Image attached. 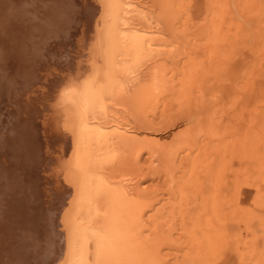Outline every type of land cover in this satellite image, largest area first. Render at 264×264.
<instances>
[{
	"label": "rangeland",
	"instance_id": "obj_1",
	"mask_svg": "<svg viewBox=\"0 0 264 264\" xmlns=\"http://www.w3.org/2000/svg\"><path fill=\"white\" fill-rule=\"evenodd\" d=\"M122 1L128 23L147 30L153 58L125 76L109 104L129 127L120 160L134 167L124 182L112 180L130 225L120 264H264V0ZM94 2L48 0L30 10L44 23L28 48L43 55L32 91L47 97L43 112L62 108L56 89L97 62L102 21ZM30 165L21 160L18 172L46 177ZM21 221L14 215L6 224L18 228L16 264H45V243L26 236Z\"/></svg>",
	"mask_w": 264,
	"mask_h": 264
},
{
	"label": "bare ground",
	"instance_id": "obj_2",
	"mask_svg": "<svg viewBox=\"0 0 264 264\" xmlns=\"http://www.w3.org/2000/svg\"><path fill=\"white\" fill-rule=\"evenodd\" d=\"M46 1L0 0V103L4 99L8 105L5 114L0 110V264L20 261L12 245L18 228L13 232L6 226L14 215L17 221L22 219L17 225L26 229V236L39 241L40 248L45 243V264H120L128 248L130 225L121 219V194L112 180L124 182L131 166L125 157L120 160L117 151L129 127L109 107L117 104L113 100L127 86L125 76L153 58L144 47L147 30L128 23L127 2L94 0L102 21L101 30L92 34L98 45L97 62H90L86 77L55 88L59 104L56 98L54 103L62 108L43 112L47 97L32 92L40 88L35 81L44 72L43 55L28 48L33 47L29 43L33 30L44 26L42 20L31 18V9ZM47 119L50 130L46 136L42 125ZM26 155L41 170L44 163L39 159H47L46 177L18 172L21 160L27 163ZM58 162H63L62 167ZM46 220L49 229L44 227ZM52 225H57L56 230Z\"/></svg>",
	"mask_w": 264,
	"mask_h": 264
},
{
	"label": "snow or ice",
	"instance_id": "obj_3",
	"mask_svg": "<svg viewBox=\"0 0 264 264\" xmlns=\"http://www.w3.org/2000/svg\"><path fill=\"white\" fill-rule=\"evenodd\" d=\"M0 190H2V185H0ZM0 223H2V221H0ZM2 251H3V235L0 234V255H2Z\"/></svg>",
	"mask_w": 264,
	"mask_h": 264
}]
</instances>
